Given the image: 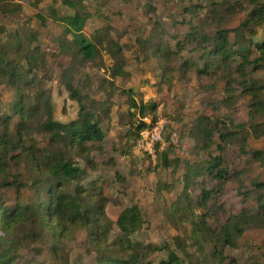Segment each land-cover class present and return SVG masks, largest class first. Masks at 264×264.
Segmentation results:
<instances>
[{
  "label": "rangeland",
  "instance_id": "374dc122",
  "mask_svg": "<svg viewBox=\"0 0 264 264\" xmlns=\"http://www.w3.org/2000/svg\"><path fill=\"white\" fill-rule=\"evenodd\" d=\"M83 2L90 14L83 32L98 50L93 62L70 51L71 37L65 39L61 27L51 20L52 11L59 16L71 14L63 0H43L38 5L33 0H0V49L8 48L13 66L25 73L28 50L39 49L28 77L31 82L21 86L29 100L25 147L55 154L65 150L63 144L49 143L41 129L46 115L38 107L49 99L54 121L77 119L78 103L65 87L70 82L80 92L87 111L95 113L105 137L102 143L88 145L89 158L73 157L65 150L85 174L79 180H64V192L75 197L78 188L86 190L83 208H94L103 198L113 223L125 208L137 205L144 225L132 239L159 248L150 258L151 264L166 260L169 252L184 264H264V228L246 229L241 237L232 239L234 247L224 245L219 235L228 218L242 210L256 215L258 201L264 202V157H253L264 152V89L256 113L248 93L250 88H264V59L256 71H252L255 63L239 71V52L252 61L259 57L250 42L264 39V25L254 35L245 29L233 32L248 18L253 5L248 0ZM219 30L230 31L231 50L238 52L228 64L209 56L212 38ZM17 35L23 39L18 49L14 47ZM109 38L121 46L124 59L110 55ZM120 67L126 75L112 77V70ZM127 90L137 101L155 102L156 114L171 120L165 137L168 140L175 133L177 141L167 149L166 159L161 154L150 159L136 152L138 117L134 111L129 113ZM16 98L13 87L0 84V119L11 116L12 132L18 123L13 111ZM216 124H224L229 131L239 126L246 130L228 138L221 152L218 132L213 130ZM250 124L258 137L248 128ZM203 128L213 130L208 148ZM218 156L226 180L214 179L205 170L206 163ZM10 164L11 174L24 187L19 192L6 191L7 204H35L36 174L22 161ZM204 192L210 193L208 199ZM119 235L114 226L107 256L117 254ZM51 243L45 236L26 239L21 260L29 264H97L88 227L73 231L62 247L60 261L53 256Z\"/></svg>",
  "mask_w": 264,
  "mask_h": 264
},
{
  "label": "trees",
  "instance_id": "16d2710c",
  "mask_svg": "<svg viewBox=\"0 0 264 264\" xmlns=\"http://www.w3.org/2000/svg\"><path fill=\"white\" fill-rule=\"evenodd\" d=\"M43 0H33L34 5H38ZM254 9L248 15L238 28L233 30L236 33L240 29L249 30L254 35V30L264 25V0H248ZM63 4L71 11V14L59 16L55 11L51 12V20L61 27L62 36L67 39L71 37L72 49L76 56H82L85 61H95L98 50L97 47L84 35V28L90 18L83 0H63ZM42 21L44 18L40 17ZM253 28V29H252ZM229 30H219L212 38V49L209 56L213 61L228 64L232 54L238 52L231 50L232 45L229 40ZM14 47L22 48V37L19 35L14 38ZM209 40V39H207ZM211 42V40H209ZM64 43V41L61 40ZM111 44L110 55L114 59L123 58L121 46L112 38L108 39ZM254 49L259 53V57L249 60L243 52H239L242 62L239 64V71L246 65H255L252 71L258 70L257 66L264 59V39L258 42H250ZM1 45V40H0ZM11 48V47H10ZM115 50H113V49ZM246 52H249L248 50ZM28 57L25 59L27 70L23 73L22 69L15 68L8 57V48L0 49V84L13 87L16 93V101L13 105L14 114L18 118V123L12 132L11 116L0 119V264H29L21 260V250L28 238L48 237L52 243L50 249L58 261L63 257L62 247L70 238L73 231L79 227H88L90 230L91 242L97 252V264H151L150 258L159 250L154 245H146L133 241L132 236L140 231L144 225V218L140 208L137 205L125 208L116 222L109 220L105 212V201L102 198L98 205L90 208L88 205L83 208L86 190L78 188L75 197L63 191L61 186L65 180H79L85 174V170L79 168L73 163L72 157L66 156V151L72 153L73 157L89 158L91 149L88 146L91 143H102L104 132L96 119L95 113H90L84 107L80 92L75 90L70 82H65V87L70 93L72 100L79 106L77 119L69 123L56 122L53 119L52 107L49 99L43 101L40 111H44L46 118L41 124L42 131L47 135L49 143L52 145L63 144L65 150L58 154L46 150L34 149L33 151L25 147L23 140V130H25L26 120L28 118L29 100L24 92L22 85L29 84L28 79L32 74V69L37 63L39 49H29ZM116 68V67H115ZM126 73L120 67L112 70V77H123ZM264 88H250L249 95L255 105V113L259 111L258 101ZM128 96L129 113H135L138 117V124L135 126V138L137 140L139 133L148 125L141 120L145 117L151 119L153 123L156 119L157 104L153 101H137L133 98L131 90L124 92ZM257 103V104H256ZM254 113L249 114L251 121L254 119ZM221 126V127H220ZM222 127L224 124H216L213 130L218 132L220 143L217 145L219 151H223V145L230 137H238L244 132L245 126H239L238 130L224 133ZM250 130L258 137L256 128L252 124L248 126ZM213 130L203 128L208 148L212 145ZM264 136V132L261 133ZM255 136V138H256ZM13 138V140L11 139ZM245 141V140H244ZM167 150L158 153L166 159ZM241 153L245 150L241 148ZM264 157V152H256L253 157L258 159ZM158 157V156H157ZM149 158V157H147ZM260 160V159H259ZM22 161L27 163L30 170L36 174L38 181L33 183L35 190V204L21 206L19 203L13 205L7 204L5 192L10 189L20 191L22 184L17 180L15 174H11L10 162ZM214 179L226 180L227 173L222 167L221 158L215 157L206 163L205 169ZM11 179H13L11 181ZM210 193L204 192V198L208 199ZM77 196V197H76ZM88 197V196H87ZM90 197V196H89ZM87 199V198H86ZM260 212L256 215L248 213L246 210L237 216H231L227 219L225 225L221 227L220 236L224 245L234 247L232 239L241 237L248 228H264V202L258 201ZM116 227L120 235L117 243V254L114 257L107 256L111 252L109 238L113 227ZM27 233V236L23 235ZM159 264H184L181 258L174 252H169L167 259Z\"/></svg>",
  "mask_w": 264,
  "mask_h": 264
},
{
  "label": "built area",
  "instance_id": "2783aa9c",
  "mask_svg": "<svg viewBox=\"0 0 264 264\" xmlns=\"http://www.w3.org/2000/svg\"><path fill=\"white\" fill-rule=\"evenodd\" d=\"M141 121L148 125L139 133L137 140L134 142V148L141 156L155 159L158 153L164 152L176 143L175 133L170 134L169 139L166 140L165 136L169 135L167 131L172 127L171 120L166 116L157 112L153 123H151L149 117H145Z\"/></svg>",
  "mask_w": 264,
  "mask_h": 264
}]
</instances>
